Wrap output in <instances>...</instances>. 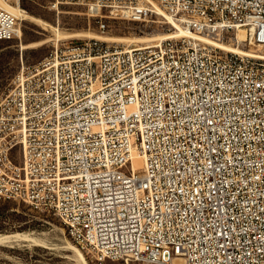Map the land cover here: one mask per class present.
Masks as SVG:
<instances>
[{"label":"built area","instance_id":"2783aa9c","mask_svg":"<svg viewBox=\"0 0 264 264\" xmlns=\"http://www.w3.org/2000/svg\"><path fill=\"white\" fill-rule=\"evenodd\" d=\"M153 1L264 47V0ZM68 4L101 29L154 14L148 0L50 7ZM20 21L0 2V40L18 37ZM12 199L56 214L99 262L264 264V53L187 38L57 45L0 97V200Z\"/></svg>","mask_w":264,"mask_h":264},{"label":"rangeland","instance_id":"374dc122","mask_svg":"<svg viewBox=\"0 0 264 264\" xmlns=\"http://www.w3.org/2000/svg\"><path fill=\"white\" fill-rule=\"evenodd\" d=\"M51 1L21 0V6L28 14L66 31H88L109 37L138 38L146 37L150 32L164 33L174 30L172 24L168 23L163 16L156 14L143 21L127 18H103L106 27L101 29L96 18H88L83 6L68 4L61 6L60 10L57 11L50 7ZM20 22L22 36L0 40V97L13 86V80L22 71V67L27 68L36 65L49 55L57 45L61 46L71 39L84 40L89 38H70L56 41L48 29L29 20H21ZM195 30L193 31L196 33L200 32ZM203 33L198 34L213 37L232 47L241 45L247 51L258 54L264 53V47L261 51H257L255 49L256 44L237 40V31L229 32L223 37ZM108 42L123 46L137 45V43ZM63 228L65 229V225L53 212L36 209L22 201L0 200V233L27 232L45 240L44 245L32 244L28 241L0 245V264H84L73 251L65 247L66 232H63ZM67 237L70 239L68 235ZM83 252L88 261L87 264H146L126 259H106L99 262L87 252Z\"/></svg>","mask_w":264,"mask_h":264},{"label":"bare ground","instance_id":"6f19581e","mask_svg":"<svg viewBox=\"0 0 264 264\" xmlns=\"http://www.w3.org/2000/svg\"><path fill=\"white\" fill-rule=\"evenodd\" d=\"M149 3L151 4L152 8H153V13L156 15H161L165 18V20H167L168 23L173 25L174 30L173 31H167L164 33H153L150 32L147 34L146 37H129V38H125V37H120V36H114V37H109V36H102L100 34L94 33V32H88V31H66V30H62L59 29L55 26H53L52 24H49L47 22H45L44 20L32 16L30 14H28L26 12V10H24L22 8V6H17L14 4H11L9 2H5L0 0V2L2 3L3 6H5L8 9H11L14 13H16L19 18L21 20H29L32 21L46 29H48L49 31H51V34L53 35V39L56 41L59 40H63V39H70V38H83V37H89V38H97L100 40H105V41H117V42H127L128 44L130 43H137V45H142V44H147V43H154L159 42V41H164L166 39H176L179 37L182 38H187V39H192L195 40L197 42L203 43V44H210L212 46L218 47V48H225L227 50H236L235 52L238 53H242V54H249V55H253V56H258V53H254V52H250L245 50L244 48L241 47V45H237V47H232L231 45L225 44L222 41H219L213 37L210 36H205L202 34H198L200 32L196 33L194 32V28L183 24L182 22H180L179 20L175 19L173 16H171L168 12H166L163 8H161L159 6V4H157L155 1L153 0H148ZM175 26V27H174ZM195 30V31H196ZM203 34H207V33H203ZM19 36H22V27L19 29ZM201 41H199V40ZM237 40H239L240 42H245L246 40V31L244 28H239L237 30ZM130 46V45H129ZM257 51H261L263 48V45L261 44H256L255 46ZM241 48V49H240ZM223 49V50H225ZM240 51V52H239ZM133 166L135 169L141 168L143 167V163H144V158L141 155L140 152L136 151L133 153ZM63 232L65 234L66 237V248H68L69 250L73 251L76 255V257H78L84 264H87V259L86 256L84 254L83 250L77 243H75L71 238V240L75 243H73L68 237H67V231L66 228H63ZM69 236V235H68ZM21 241H28L32 244H37V245H44L45 240H43L41 237L33 235L31 233H27V232H18V233H0V245H6V244H13L16 242H21ZM86 252V251H85ZM80 262V261H79Z\"/></svg>","mask_w":264,"mask_h":264}]
</instances>
